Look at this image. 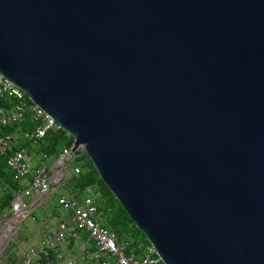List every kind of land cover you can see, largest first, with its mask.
I'll list each match as a JSON object with an SVG mask.
<instances>
[{
  "label": "water",
  "instance_id": "1",
  "mask_svg": "<svg viewBox=\"0 0 264 264\" xmlns=\"http://www.w3.org/2000/svg\"><path fill=\"white\" fill-rule=\"evenodd\" d=\"M0 74L162 264H264V0H0Z\"/></svg>",
  "mask_w": 264,
  "mask_h": 264
},
{
  "label": "built area",
  "instance_id": "2",
  "mask_svg": "<svg viewBox=\"0 0 264 264\" xmlns=\"http://www.w3.org/2000/svg\"><path fill=\"white\" fill-rule=\"evenodd\" d=\"M27 120L31 124L30 129L0 135V156H5L6 168L13 182L28 183L27 187L13 192L11 216L5 228L10 224L16 225L30 214L35 204L51 195L56 196L57 205L69 214V218L59 222L39 245L29 249L24 256V264L41 261L44 264H59L63 259L62 252L72 240H79L82 233L94 250L86 249L80 260L70 259L65 264H159L161 260L152 246L146 248L143 256H138L129 250L127 240H119L114 232L101 225V214L94 197L76 199L59 192L68 175L67 164L76 155L70 151L71 147H63L49 168L46 162L52 158L45 152L38 162L34 161L27 149L21 146V142L39 144L49 131L57 132L61 128L23 91L0 74V133L5 128H19ZM79 152L85 153L82 147L77 148ZM74 173L80 171L75 169ZM35 196L37 201H24L25 197Z\"/></svg>",
  "mask_w": 264,
  "mask_h": 264
},
{
  "label": "trees",
  "instance_id": "3",
  "mask_svg": "<svg viewBox=\"0 0 264 264\" xmlns=\"http://www.w3.org/2000/svg\"><path fill=\"white\" fill-rule=\"evenodd\" d=\"M30 128L31 124L27 120L22 123L19 128L13 126L3 129L0 135L8 134L16 130L25 131ZM72 142L73 138L71 136L62 130H58L57 132L49 131L40 145L42 146L41 149L43 152L47 153L50 157H56L62 151L63 147H71ZM5 169V156H0V171L3 172ZM67 182L68 181H65L63 186L59 188L60 191H63L64 193L68 192L64 188ZM8 183L11 189L8 190L7 196L9 204H11L13 191L14 189H17V183H13L12 179H10ZM70 183L73 184L79 192H84L89 187H95L93 195L84 192L73 196L74 198L85 197L86 195L94 197L98 212L101 214V225L109 231L114 232L119 240H127L129 243V250H133L138 256H143L145 254L146 248L151 246L150 243L143 233L136 228L135 224L130 220L122 206L114 198L107 186L101 181L90 161L85 173L81 174L80 172V174L73 176ZM159 264H162V262Z\"/></svg>",
  "mask_w": 264,
  "mask_h": 264
},
{
  "label": "crops",
  "instance_id": "4",
  "mask_svg": "<svg viewBox=\"0 0 264 264\" xmlns=\"http://www.w3.org/2000/svg\"><path fill=\"white\" fill-rule=\"evenodd\" d=\"M14 132H18V131H14ZM41 143L34 144V143L27 141V142H21V146L25 147L27 149L30 156L33 157L35 162H38L44 152L42 150L41 153L39 154V156L35 157V155H33L31 153V146L32 145L39 146ZM51 158H52L51 160L53 163V160L56 157H51ZM68 174L73 175L74 173L68 172ZM0 175H1V178L6 180L7 182L10 179H12V176H11L10 172L7 170V168L3 172L0 171ZM12 182H13V180H12ZM27 186H28V183L26 181H21V182L17 183V185H16L17 189L16 190H18V189L21 190ZM9 187H10V185H9ZM10 189L8 188V190H10ZM14 191H15V189H14ZM59 192L63 193L64 195H67L70 198H74L73 194H71V193H68V192L64 193L63 191H60V190H59ZM3 193H4V190L0 186V195ZM86 196H88V195H86ZM81 198H84V197H80V198H76V199H81ZM24 201L27 203H32L34 201H37V198H36V196L35 197H29V198L25 197ZM52 211L54 212V216L56 215V213L58 215L60 214V219H58L57 221L50 220L51 225L52 224L53 225L48 230V229H45L43 226V224H44L43 219L45 220L46 217H48L50 215L52 216V213H51ZM46 212H48L50 214L46 216V214H45ZM36 213H37V215H36ZM10 216H11V204H10V213H9V216L7 217V219L10 218ZM27 218L30 219V221L28 223L24 224V222ZM68 218H69V214L67 212L62 211L60 209V207L57 205L55 195H51L49 198L35 204L34 207L31 209L30 214L28 216H26L25 218H22L21 220L18 221V223H17L18 227L16 229V232L14 234H12L13 237L10 238V240L8 241L9 243H8L7 248L3 251V255L0 256L1 264H24V256L29 251V249L39 245L41 240L43 238H45V236L47 234H49L57 226V224L59 222H61L63 220H67ZM4 228H3V230H5ZM2 249H4V248H2ZM86 249L94 250V247L87 242L86 235L84 233H82L79 240H72L71 243L69 244V246L62 252L63 253V259L61 262H59V264H65L66 261L70 260V259L80 260L83 251ZM35 264H44V262L41 261V262H39V263L37 262Z\"/></svg>",
  "mask_w": 264,
  "mask_h": 264
},
{
  "label": "rangeland",
  "instance_id": "5",
  "mask_svg": "<svg viewBox=\"0 0 264 264\" xmlns=\"http://www.w3.org/2000/svg\"><path fill=\"white\" fill-rule=\"evenodd\" d=\"M41 147H42L41 145H39V146L32 145L31 146V153L33 155H35V157L39 156V154L42 151ZM89 161L90 160H89V158L87 157V155L85 153H81V152L77 153L76 156L74 157V159H72L67 164L68 172L69 173H74V170L75 169H78L81 172V174L82 173H85L86 168H87V166L89 164ZM51 165H52V160H49L48 162H46V166L48 168ZM78 174H80V173H78ZM78 174L74 173L73 175H70V174L67 175V177H66L67 180L66 181H68V182L64 186L65 190L68 191L69 193L72 192L71 194H73V195L81 194V193H84V192L93 195V190H94L95 187H89L86 191L79 192L78 189H76L73 186V184L70 183V180L72 179V177L75 176V175H78ZM0 186L4 190V193L0 195V236H1L3 234L2 230L6 226L5 223H6V221H8L7 220V217L9 216V213H10V211H9L10 204H9V200H8V196H7V194H8V188L10 189V187H9V183L6 180H4L3 178H1V175H0ZM6 200H7V203H6ZM51 213H52V216L50 215V216L46 217L45 220L43 219V221H44L43 226H44L45 229H48V230L53 225V224L51 225L50 220L57 221L58 219H60V214L58 215L56 213V215L54 216V212L52 211ZM45 214L47 216L50 213L46 212ZM36 215H37V213H36ZM29 221H30V219L27 218L25 220L24 224L25 223H28ZM17 227H18V224L17 225H14L13 228H12V231L8 234L6 240H3L1 242L0 256L3 255V251L7 248L8 243H9L8 241L10 240V238L13 237L12 234H14L16 232ZM2 248H4V249H2Z\"/></svg>",
  "mask_w": 264,
  "mask_h": 264
},
{
  "label": "bare ground",
  "instance_id": "6",
  "mask_svg": "<svg viewBox=\"0 0 264 264\" xmlns=\"http://www.w3.org/2000/svg\"><path fill=\"white\" fill-rule=\"evenodd\" d=\"M12 227H13V224H10L9 227L4 228L5 230H2L3 231V234L0 236V247H1V242L3 240H6V238L8 236V233L12 229Z\"/></svg>",
  "mask_w": 264,
  "mask_h": 264
}]
</instances>
